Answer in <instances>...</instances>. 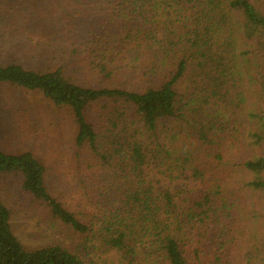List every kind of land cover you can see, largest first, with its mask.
Instances as JSON below:
<instances>
[{"label": "trees", "instance_id": "16d2710c", "mask_svg": "<svg viewBox=\"0 0 264 264\" xmlns=\"http://www.w3.org/2000/svg\"><path fill=\"white\" fill-rule=\"evenodd\" d=\"M58 1L108 23L84 75L65 53L48 70L0 62V84L71 116L79 206L31 152L0 147V181L21 176L77 248L27 250L0 189V264H264V0Z\"/></svg>", "mask_w": 264, "mask_h": 264}, {"label": "rangeland", "instance_id": "374dc122", "mask_svg": "<svg viewBox=\"0 0 264 264\" xmlns=\"http://www.w3.org/2000/svg\"><path fill=\"white\" fill-rule=\"evenodd\" d=\"M73 5L77 8V3ZM56 6V0H0L2 64L15 61L27 69L48 70L59 66L66 53V67L80 72L76 61L88 56L92 41L108 23L102 26L97 15H56ZM73 131L71 116L40 94L0 84V147L10 153L31 152L37 156L47 167V181L55 194L77 207L80 198L68 182L78 167ZM0 189L11 211L13 231L27 250L54 245L77 248L73 234L53 218L46 206L24 192L21 176H3ZM89 259L90 264L119 261L114 252Z\"/></svg>", "mask_w": 264, "mask_h": 264}]
</instances>
